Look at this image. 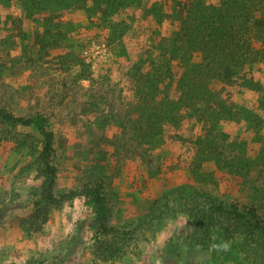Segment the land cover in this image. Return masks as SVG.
Wrapping results in <instances>:
<instances>
[{"label":"rangeland","instance_id":"374dc122","mask_svg":"<svg viewBox=\"0 0 264 264\" xmlns=\"http://www.w3.org/2000/svg\"><path fill=\"white\" fill-rule=\"evenodd\" d=\"M10 1L12 11L5 13L7 3L0 5V58L6 51L2 59L12 65L10 71L0 62V108L18 117L39 113L46 118L54 135L53 176L43 173L37 133L20 126L0 128V264H263L248 236L222 241L215 233L207 242H195L175 195L167 199V212L157 218L149 214L155 199L182 185L240 208L254 207L264 220V91L238 92L234 99L249 110L212 129L211 122L205 126L204 118L188 114L180 117V126L166 122L163 136L146 140L150 123L145 109L141 113V100H127L125 90L133 86L129 72L141 68V60L143 68L164 69L160 45L176 34L188 0H137L133 5L127 0V7L110 16L112 28L105 16L88 20L90 13L81 10V38L67 41L70 34L58 32L48 43L52 48L44 72L30 69L41 60L31 49L47 45V34L36 33L33 25L22 27L18 15H12L21 9L19 1ZM258 7L251 23L255 40L264 39V2ZM47 21L36 23L75 28L66 18ZM102 43L109 53L108 71L94 74L84 55ZM11 49L21 55L13 56ZM254 69L262 70L259 64ZM246 117L251 122L245 127ZM242 126V139L236 137L240 145L224 140V133L231 131L232 139ZM196 135L209 139L199 138V146ZM21 138L26 144L18 143ZM210 146L218 147V162ZM230 158L236 160L237 173L224 169ZM92 181L102 184L109 207L105 223L120 229V235L103 232L85 199L50 205L43 198L46 188L58 197Z\"/></svg>","mask_w":264,"mask_h":264},{"label":"trees","instance_id":"16d2710c","mask_svg":"<svg viewBox=\"0 0 264 264\" xmlns=\"http://www.w3.org/2000/svg\"><path fill=\"white\" fill-rule=\"evenodd\" d=\"M18 1L27 20L47 18L50 21L64 10L80 7L90 13L87 15L88 20L99 15L105 16L111 28L115 25L110 22V16L127 7V0ZM133 2L138 4L137 0H133L129 5H133ZM261 2L264 0H188L176 34L168 45H160L158 58L165 62V67L161 66L164 69L143 68L144 61L141 60V68L137 66L129 72L133 86L125 90L127 100L133 101L137 96L139 101L140 98L141 113L145 109L150 123L149 129L143 134L144 140L157 134L163 136L165 123L179 125L182 121L180 117L184 115L200 116L204 118L205 126L211 122L212 129L226 118L235 119L240 110H249L234 98L238 92L264 91V39L262 36L257 37L258 47L251 33V23ZM6 3L5 9L12 6L10 0H0V5ZM118 23L123 24L121 21ZM260 28V33H264V24ZM255 64H259L262 70L254 69ZM255 74H258V78ZM231 77L233 80H228ZM245 120L248 121L244 125L246 127L251 121L249 117ZM4 125L20 126L38 134V141L42 145L38 158L43 165V173L53 176L50 156L54 135L46 127V118L39 113L27 118L18 117L0 108V128ZM244 126L233 133L232 139L231 131L224 133V140H228L231 145H240L236 137L242 139L240 132L242 129L245 132ZM200 136L196 135L194 144L199 145L200 139H209ZM23 138L18 139V143L26 144ZM208 142L211 145L213 141ZM211 148L213 158L218 162V147ZM224 169L230 174L237 173L236 160L227 159ZM170 195L177 197V205L188 218L191 237L195 242H207L215 233L216 240L220 237L222 241L235 234L248 236L259 249L264 264V220L254 207L240 208L194 187L177 185L154 200V205L149 209L153 218L167 212L166 203ZM43 198L50 205H60L73 198L85 199L91 203L94 220L104 233L113 237L121 234L120 229L108 226L104 221L109 214V207L100 181L84 184L58 197H54L46 188ZM156 209L161 212L156 213ZM115 252L112 251V254Z\"/></svg>","mask_w":264,"mask_h":264},{"label":"crops","instance_id":"0c3cea01","mask_svg":"<svg viewBox=\"0 0 264 264\" xmlns=\"http://www.w3.org/2000/svg\"><path fill=\"white\" fill-rule=\"evenodd\" d=\"M10 8H12V7H10ZM10 10L11 9L4 10V12L7 13ZM81 10L82 9L80 7H71L70 9H68L67 13L56 14L55 16H53L51 18L53 20H57V22H59L58 20L63 19V18H66V19L72 21V23L74 24L75 28H71V30H70V28L66 29L64 27H61V23H55L54 25H49L47 23V24L41 25V27H39L38 26L39 24L36 23L37 20L32 21V20H26L25 19L22 9L17 10V12L15 10V12L12 13V15H15V16L18 15V22H19V24L22 27L25 28L28 25H33V28L35 29L36 33L41 30V33L47 34L46 35L47 38L43 42V43H45L47 45H42L43 43H40L39 41H37V42H35L36 45L37 46L42 45V46L38 47V49H36V50L34 48L31 49L33 51L34 56L37 55L41 59L40 63L38 65L34 64L33 65L34 67L30 68L31 70L32 69L35 70V68H41L42 72L48 71V69H49L48 65L49 64H48V60L47 59H48V57L51 54V50L50 49L52 48V46H50L48 43L51 42V41L56 40V36H58V32L60 34H65V33L70 34V35H68L69 38L67 37V41H68V39H70L71 42H76L79 38H81L82 33L80 32L81 30H79V29L81 28V25H82L81 22L83 21L82 19L84 18L83 15L81 14ZM54 18H56V19H54ZM95 18H97V17H95ZM98 18H101L100 15H99ZM45 20H48V19L47 18L41 19V21H45ZM53 20H50V21H47V22H51ZM6 21L7 20L1 22V26H3L4 24L6 26V24H7ZM75 23H77V25ZM34 24H36V25L34 26ZM79 24H81V25H79ZM24 28H23V30H24ZM10 32H13L12 28H11ZM85 32L88 33V30H85ZM11 37H12L13 40H16V38L18 39V36L15 37L14 35H12ZM63 38L65 39L66 36H63ZM10 54H12L13 56H15V55L16 56H20L21 55L20 50H13V49H11ZM2 56H3V58L7 57L6 51H3V53L1 54L0 62L3 61V66H7L6 64H8V61L2 59ZM11 67H12V65L9 62V65L6 67V69L9 68L10 71H11ZM18 69H19L18 72L23 70L20 67H18ZM41 83L43 84V81H41Z\"/></svg>","mask_w":264,"mask_h":264},{"label":"built area","instance_id":"2783aa9c","mask_svg":"<svg viewBox=\"0 0 264 264\" xmlns=\"http://www.w3.org/2000/svg\"><path fill=\"white\" fill-rule=\"evenodd\" d=\"M101 49H90L85 53V62L94 74H106L108 71V51L102 43Z\"/></svg>","mask_w":264,"mask_h":264}]
</instances>
